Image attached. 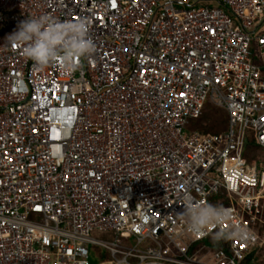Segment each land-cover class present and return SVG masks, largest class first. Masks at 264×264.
Masks as SVG:
<instances>
[{"label":"built area","instance_id":"1","mask_svg":"<svg viewBox=\"0 0 264 264\" xmlns=\"http://www.w3.org/2000/svg\"><path fill=\"white\" fill-rule=\"evenodd\" d=\"M45 16L87 22L96 50L41 70L0 33V264L260 260L264 0H0V31ZM207 101L225 127L188 132ZM193 201L244 235L213 248L231 225L192 234Z\"/></svg>","mask_w":264,"mask_h":264},{"label":"clouds","instance_id":"2","mask_svg":"<svg viewBox=\"0 0 264 264\" xmlns=\"http://www.w3.org/2000/svg\"><path fill=\"white\" fill-rule=\"evenodd\" d=\"M5 46L22 51L23 56L41 70L59 65L65 72L76 71L78 61L89 58L96 45L89 36L85 21H60L52 17L27 18L20 21L16 30L6 37ZM187 222L188 230L199 235L216 225L218 229L227 221L231 227L215 232V240H228L244 235L242 227L232 224L228 210L223 206L201 204L193 201L184 204L180 213Z\"/></svg>","mask_w":264,"mask_h":264},{"label":"rangeland","instance_id":"3","mask_svg":"<svg viewBox=\"0 0 264 264\" xmlns=\"http://www.w3.org/2000/svg\"><path fill=\"white\" fill-rule=\"evenodd\" d=\"M16 28H17V25H11V26H8V27H5L4 29H2L0 31V33L1 34H5V35L8 36L10 33H12L14 30H16ZM253 50H254L253 52H256L257 51L256 45H254ZM258 61H259V59L256 57V59L254 60V62L255 63H258ZM205 106H206V110L204 112L203 117H201V118H199L197 120H193L192 119V120L189 121V126L187 128V131L188 132L197 129L195 127L196 124H197V122H199L198 123L199 125L201 124V125H203V126H205L207 128H210L211 127V130L212 131H215V132H218V131H220V130L223 129L224 126L220 127L219 124H217V121H218V119H222L223 117H226V111L223 110V109H221V108H219V107H217V106L212 105L208 101H207V103H206ZM255 159L260 160L261 163H262V166H264V150H262V149H259V151L257 150V152H256V158ZM91 235L94 238H96V239H109V238H111L109 232H102V231H99L97 229L96 230H93L91 232ZM196 249H197V247H196ZM199 249H200V246H199ZM205 250H206V248H205ZM205 250L204 249L201 250L200 254H202L203 252H205ZM91 260L94 261L95 259L93 258ZM251 264H264V255H262L260 257V260H258V258H256L255 260H253L251 262Z\"/></svg>","mask_w":264,"mask_h":264},{"label":"trees","instance_id":"4","mask_svg":"<svg viewBox=\"0 0 264 264\" xmlns=\"http://www.w3.org/2000/svg\"><path fill=\"white\" fill-rule=\"evenodd\" d=\"M226 117H227V114H226ZM226 117H223L222 119H218L217 121V124H219L220 127L224 126L225 127V124H226ZM199 122H197L196 124V128L198 130H200L202 133H212V132H215V131H212L211 130V127L210 128H207L203 125H199L198 124ZM199 128H198V127ZM223 127V128H224ZM196 129V130H197ZM260 147L255 143L254 139L251 137L247 140V144H246V148H245V152H244V157L245 159L248 161V162H253V161H256L258 159H255L256 158V152L257 150L259 151ZM255 159V160H254ZM259 161V160H258ZM204 242L210 244L213 248H216L220 245L221 242H218V240H215L214 238H208L207 240H205ZM251 257L250 256L244 264H251Z\"/></svg>","mask_w":264,"mask_h":264}]
</instances>
